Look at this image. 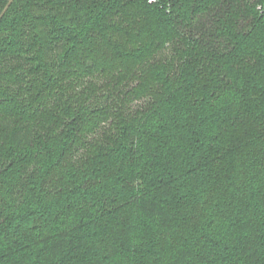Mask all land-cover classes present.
I'll use <instances>...</instances> for the list:
<instances>
[{"label": "trees", "instance_id": "trees-1", "mask_svg": "<svg viewBox=\"0 0 264 264\" xmlns=\"http://www.w3.org/2000/svg\"><path fill=\"white\" fill-rule=\"evenodd\" d=\"M0 264H264V0H0Z\"/></svg>", "mask_w": 264, "mask_h": 264}]
</instances>
